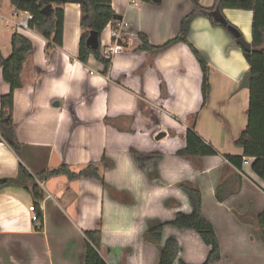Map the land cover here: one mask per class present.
Instances as JSON below:
<instances>
[{
	"label": "crops",
	"instance_id": "0c3cea01",
	"mask_svg": "<svg viewBox=\"0 0 264 264\" xmlns=\"http://www.w3.org/2000/svg\"><path fill=\"white\" fill-rule=\"evenodd\" d=\"M214 1L199 4L211 8ZM111 7L127 24V37L118 40L122 48L110 55L106 74L92 55L85 64L77 59L82 32L77 4L61 7L60 47L47 48L34 29L18 32L31 41L32 53L23 65L22 86L13 93L11 122L19 156L0 137V180H5L0 184V264H84V232L95 230L99 221V255L107 264H158L167 239L178 244L173 264H202L209 247L193 231L167 226L162 244L147 239L149 221L167 222L176 213L191 212L181 183L201 191L202 214L219 243L216 264H264V228L254 223L264 210V182L251 170L253 159H244L239 173L222 158L242 155L233 145L246 126L249 103L248 89L239 88L249 69L242 47L208 18L191 21L187 40L208 66L210 89L202 105V72L187 45L177 43L156 54L138 50L139 33L154 47L174 38L191 12L189 0H111ZM14 10L9 0H0L4 59L11 54L7 20ZM220 14L251 44V11ZM111 30L107 25L100 35L103 55L113 46ZM9 92L0 69V99ZM191 124L218 155L178 154ZM19 163L28 176L18 173ZM90 163L110 189L93 178L46 175L62 165L76 173ZM42 172L45 177L38 180ZM31 205L42 210L40 228L31 222Z\"/></svg>",
	"mask_w": 264,
	"mask_h": 264
},
{
	"label": "trees",
	"instance_id": "16d2710c",
	"mask_svg": "<svg viewBox=\"0 0 264 264\" xmlns=\"http://www.w3.org/2000/svg\"><path fill=\"white\" fill-rule=\"evenodd\" d=\"M10 4L17 11H25L32 14L33 18L29 23L31 29L37 31L45 40L47 48L62 45L63 37V11L61 7L67 3H74L79 6L80 20L82 29L77 59L85 64L90 55L104 67L103 74H106L110 60L101 52L100 35L105 27L115 19L116 14L111 7V0H9ZM191 12L184 17L179 26L178 34L161 46H151L145 35L137 34L141 44L140 51L156 54L165 51L177 43L187 45L196 59L202 72V105L207 100L209 93V82L207 78L208 66L205 58L188 42L187 34L191 21L197 16L208 18L214 25H219L224 29L230 25L226 22L223 25L215 21L212 13L216 10L222 13L224 9L245 10L252 12L251 24V50H242L243 56L249 65V103L247 108V123L240 135L233 141V145L242 150L241 156L223 155L222 158L232 165L237 172H241L244 159H253L251 164L252 172L264 182V0H215L211 8H204L199 4V0H189ZM51 5L52 13L46 16L42 9ZM90 31H94L99 37V46L92 50L86 46V39ZM11 54L4 59L0 53V69L3 79L10 85V92L0 99V137L6 142L16 156H19L20 145L16 138L15 131L11 122V112L13 107V93L22 86L21 72L23 65L32 53V43L25 36L18 32H13L10 38ZM179 155L186 157H205L218 155V152L210 144H206L194 132L191 124L186 132V146L178 152ZM102 162H105L103 159ZM18 173L28 176L22 164L18 165ZM46 175H66L69 180L79 178H93L98 180L104 188H108L96 164H87L78 172L69 171L68 167L62 165L57 170H50ZM45 173H39L36 178L43 180ZM235 178V177H234ZM239 179L237 174L235 180ZM220 186V185H219ZM216 190L217 199L222 200ZM179 189L186 195L191 212L189 214L176 213L171 221L161 222L152 220L147 225V239L155 244H162L163 230L169 226L180 231H193L199 235L203 243L209 247L207 258L202 264H216L220 260L219 243L212 225L206 220L201 211L202 194L198 187L190 183L178 184ZM231 190L230 193H234ZM33 198L40 199L36 191V185L32 187ZM123 194V193H121ZM125 195V203L131 204L132 198ZM254 223L264 228V210L254 217ZM85 236V257L84 264H107L99 255L101 247V222L97 223L95 230L84 232ZM261 239L264 242V230L261 232ZM178 253V244L174 239H167L162 246L158 257V264H173ZM180 264H184L180 262Z\"/></svg>",
	"mask_w": 264,
	"mask_h": 264
},
{
	"label": "built area",
	"instance_id": "2783aa9c",
	"mask_svg": "<svg viewBox=\"0 0 264 264\" xmlns=\"http://www.w3.org/2000/svg\"><path fill=\"white\" fill-rule=\"evenodd\" d=\"M32 18L33 16L29 12L14 10L9 20H7V23L10 25V28L13 32L28 31L31 29L29 23ZM108 25L112 29L111 35L114 40L113 46H111V48L106 50L104 53V56L109 59L110 55L121 50L122 44L118 43V40L122 39L123 37H127V24L121 20L119 22L112 21ZM39 185L40 187L42 186L40 182ZM28 210L30 213L31 222L36 228H40L42 226L43 220L41 208L31 205L29 206Z\"/></svg>",
	"mask_w": 264,
	"mask_h": 264
},
{
	"label": "water",
	"instance_id": "95a60500",
	"mask_svg": "<svg viewBox=\"0 0 264 264\" xmlns=\"http://www.w3.org/2000/svg\"><path fill=\"white\" fill-rule=\"evenodd\" d=\"M154 2H160L161 0H153ZM42 13L46 16H50L52 13L51 5H47L42 9ZM212 17L215 21L226 25L225 20L221 16V14L216 10L212 13ZM115 19L121 20V16L116 15ZM227 30L234 36L236 44L240 45L243 50L249 52L251 50V45L247 43L240 35V33L235 29L234 27L228 25ZM86 46L92 50H96L99 46V37L98 34L94 31H90L89 35L86 39ZM249 72L247 71L245 75L243 76V79L241 81V84L239 86L240 89H244L248 87L249 82ZM160 136L157 137L159 139ZM5 182V180H0V184Z\"/></svg>",
	"mask_w": 264,
	"mask_h": 264
},
{
	"label": "rangeland",
	"instance_id": "374dc122",
	"mask_svg": "<svg viewBox=\"0 0 264 264\" xmlns=\"http://www.w3.org/2000/svg\"><path fill=\"white\" fill-rule=\"evenodd\" d=\"M9 29H11V28H10V25H9Z\"/></svg>",
	"mask_w": 264,
	"mask_h": 264
}]
</instances>
